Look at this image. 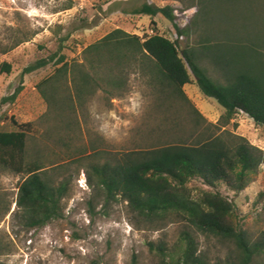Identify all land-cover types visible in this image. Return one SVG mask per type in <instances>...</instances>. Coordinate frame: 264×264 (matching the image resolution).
<instances>
[{
	"label": "trees",
	"instance_id": "obj_1",
	"mask_svg": "<svg viewBox=\"0 0 264 264\" xmlns=\"http://www.w3.org/2000/svg\"><path fill=\"white\" fill-rule=\"evenodd\" d=\"M179 1L184 9L198 7L188 27L177 25L178 7L170 4L145 2L131 13L161 15L179 37L199 34L193 44L181 47L179 39L159 32L141 38L116 28L84 47L82 61L52 54L23 70L28 74L55 66L37 84L48 104L46 113L21 124L12 118L17 129L0 130V167L26 176L14 212L24 228L64 218L73 178L83 171L94 191L92 210L93 201L105 207L121 201L139 229L187 223L189 229L172 246L164 240L149 242L160 264H209L197 234L233 243L238 256L233 264H253L256 256H264V232L254 239L235 202L217 189L223 183L236 194L246 190L264 165V150L227 128L238 112L264 126V0ZM73 6L70 2L65 9ZM11 71L8 62L0 65L1 73ZM133 74H142L150 88L149 115L161 120L152 133L159 138L142 150L113 153L102 136L83 131L81 117L97 94L107 100L124 96ZM193 82L224 108L217 123L185 92L184 86ZM193 179L209 188L194 194L189 187Z\"/></svg>",
	"mask_w": 264,
	"mask_h": 264
},
{
	"label": "rangeland",
	"instance_id": "obj_2",
	"mask_svg": "<svg viewBox=\"0 0 264 264\" xmlns=\"http://www.w3.org/2000/svg\"><path fill=\"white\" fill-rule=\"evenodd\" d=\"M70 2L74 6L65 9ZM145 2L170 4L180 11L194 10L192 15L175 16L181 28L190 26L198 12L197 5L184 9L179 0H0V65L8 62L12 66L10 73L0 72V130H15L13 119L19 124L36 121L48 110L37 84L50 76L55 66L49 64L23 74L27 66L42 58L65 54L70 62L82 61L84 47L116 28L141 38L159 32L171 40L179 39L181 47L196 42L199 34L180 38L173 23L161 15L152 18L131 13ZM19 87L22 89L13 98ZM184 90L210 122L220 120L224 108L215 99L205 97L195 82L185 85ZM152 102L142 74H133L124 96L107 100L97 94L88 100L85 118L81 117L83 131L102 136L106 149L113 153L142 150L159 138L157 132L152 133L161 122L149 115ZM227 128L264 150V126L247 114L238 112ZM25 177L0 167V244L5 250L0 261L7 264H132L134 257L136 264H160L149 242L164 240L172 246L181 231L189 229L186 222H170L163 229H139L121 201L108 207L93 201L92 210L94 191L81 171L74 176L71 194L65 200L64 218L29 230L14 215L19 186ZM189 187L194 194L209 188L201 179H193ZM217 189L235 202L238 217L258 239L264 232V165L246 190L236 194L223 183ZM197 235L209 264L238 262L233 243ZM253 264H264V256H256Z\"/></svg>",
	"mask_w": 264,
	"mask_h": 264
},
{
	"label": "built area",
	"instance_id": "obj_3",
	"mask_svg": "<svg viewBox=\"0 0 264 264\" xmlns=\"http://www.w3.org/2000/svg\"><path fill=\"white\" fill-rule=\"evenodd\" d=\"M79 1H81V2H90L92 0H79ZM193 12H194V10L187 9V10H184V11H180L178 8H176L174 10V15L177 16V17H180L181 15H186V13H190V15H192ZM182 37L183 36H180V38H182Z\"/></svg>",
	"mask_w": 264,
	"mask_h": 264
}]
</instances>
